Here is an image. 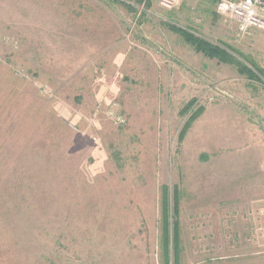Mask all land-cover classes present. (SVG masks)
I'll return each instance as SVG.
<instances>
[{"label":"rangeland","instance_id":"rangeland-1","mask_svg":"<svg viewBox=\"0 0 264 264\" xmlns=\"http://www.w3.org/2000/svg\"><path fill=\"white\" fill-rule=\"evenodd\" d=\"M217 4L0 0V264H164L163 185L179 264H264V91L164 26L264 68Z\"/></svg>","mask_w":264,"mask_h":264},{"label":"trees","instance_id":"trees-1","mask_svg":"<svg viewBox=\"0 0 264 264\" xmlns=\"http://www.w3.org/2000/svg\"><path fill=\"white\" fill-rule=\"evenodd\" d=\"M130 7V6H127ZM131 10V8H130ZM133 10V9H132ZM164 26L170 32L179 36L181 40L190 46L196 53L204 58L216 61L219 64L231 66L236 73L245 78L247 82L258 89L264 91V68L252 61L249 57L239 51L223 44L211 43L201 37H198L188 29L181 28L173 23H165ZM196 106V101L187 103L181 111L182 116L187 119L179 133L178 140L181 142L194 122L204 113V108ZM174 197L171 196L170 188L163 185L161 188V246L163 250L164 264H179V240H178V201L177 191L174 190Z\"/></svg>","mask_w":264,"mask_h":264},{"label":"built area","instance_id":"built-area-1","mask_svg":"<svg viewBox=\"0 0 264 264\" xmlns=\"http://www.w3.org/2000/svg\"><path fill=\"white\" fill-rule=\"evenodd\" d=\"M178 2L179 0H160V6L166 10H170ZM217 2L218 10L230 16L239 25L241 30L252 27L264 30V0H217ZM111 116L119 124L123 125L125 123L120 116L112 113Z\"/></svg>","mask_w":264,"mask_h":264},{"label":"clouds","instance_id":"clouds-1","mask_svg":"<svg viewBox=\"0 0 264 264\" xmlns=\"http://www.w3.org/2000/svg\"><path fill=\"white\" fill-rule=\"evenodd\" d=\"M113 90L115 91V89H113ZM102 92H103V89L101 90V94H102ZM100 98H101V96L98 95L97 99L99 100ZM106 103H110V101H106ZM109 115H111V113H109ZM101 155H102V158H106V157L103 156V154H101Z\"/></svg>","mask_w":264,"mask_h":264}]
</instances>
